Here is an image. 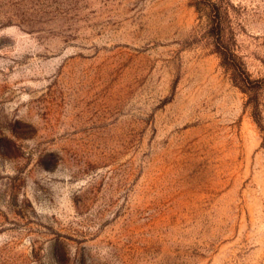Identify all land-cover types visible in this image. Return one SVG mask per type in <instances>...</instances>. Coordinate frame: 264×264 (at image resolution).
Wrapping results in <instances>:
<instances>
[{"label": "rangeland", "instance_id": "obj_1", "mask_svg": "<svg viewBox=\"0 0 264 264\" xmlns=\"http://www.w3.org/2000/svg\"><path fill=\"white\" fill-rule=\"evenodd\" d=\"M215 1L246 90L207 0H0V264H264V0Z\"/></svg>", "mask_w": 264, "mask_h": 264}, {"label": "trees", "instance_id": "obj_2", "mask_svg": "<svg viewBox=\"0 0 264 264\" xmlns=\"http://www.w3.org/2000/svg\"><path fill=\"white\" fill-rule=\"evenodd\" d=\"M195 1L201 2L202 0H195ZM207 3L209 5V12L212 13L211 31L214 33V36L217 37L220 43L224 40L226 41V43L220 44L219 46V53L222 63L232 66V69L234 70V75H236L235 77H238V78L234 77L235 82L238 83L240 87H242L244 90H246L245 85L247 87V83L250 81V77L246 74L245 70L237 61L236 54L234 52V49L232 48L231 43L229 42V39H225V32H224L225 30L222 29L221 21L216 20V18L219 17L218 14L220 13V7H219L220 5L215 0H207Z\"/></svg>", "mask_w": 264, "mask_h": 264}]
</instances>
